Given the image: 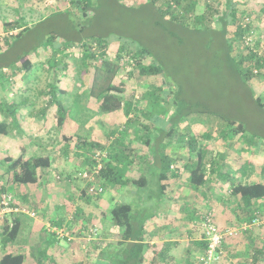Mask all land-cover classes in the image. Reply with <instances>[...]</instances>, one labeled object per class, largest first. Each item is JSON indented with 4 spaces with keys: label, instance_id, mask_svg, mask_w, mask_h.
<instances>
[{
    "label": "rangeland",
    "instance_id": "1",
    "mask_svg": "<svg viewBox=\"0 0 264 264\" xmlns=\"http://www.w3.org/2000/svg\"><path fill=\"white\" fill-rule=\"evenodd\" d=\"M200 1L198 13L205 11V2L214 3L221 12L226 0L217 3L215 0ZM91 6L92 9L86 13L74 8L71 0H0V124L7 125V133L0 134V182L20 201V205L37 210L39 215H63L69 218L73 211L74 223L85 222L84 229L79 232L65 225L74 238L72 241L60 238V243L67 248L75 245L76 250L72 252L76 257L65 252L63 257H59V254L55 255V249H51L56 256L53 261L57 264H62L64 260L68 261L66 264L96 262L97 234L100 231L108 232V223L106 227L103 226L100 218H109L113 230L122 232V228L115 225L108 214L117 201L131 203L137 209L141 204L146 205L145 210L138 212L142 219L155 212V219L163 217L174 225L184 223L185 230L192 229V238H199L207 213H212L215 220V214L223 212V205H229L231 200L236 202L237 197L230 193L234 183H264V107L251 100L249 92L252 89L255 95H261L264 100V69L260 71L261 76H254L246 85L234 70L220 27L206 28L203 33L194 31L196 28L173 27L148 0H91ZM239 7L246 11L244 19L249 18L247 22L251 24L253 38L250 43L254 40L257 49H264V0H242ZM244 19L241 22H245ZM10 21L17 24L7 31L5 24ZM50 37L53 46L65 44L69 47V53L70 50L74 52L66 61V67L60 63L51 68L50 61H47L51 55L47 49L50 48L47 44ZM99 38L112 41L107 47L110 59L119 57L121 43L126 42L134 47L147 46L154 59L163 63L164 72L157 75H141L133 67L130 68L131 73L127 74L129 66L125 65L126 70L118 78L128 77L131 100L150 84H165L167 77L176 89H183L182 98L186 102H200L210 111L198 113L195 108L190 114L184 111L174 115L172 109L164 111L163 117L159 112L153 118L160 129L155 128L151 134L154 137L150 146H146L141 138H134V131L138 128L131 124L126 141L129 140L133 147L140 146L136 154L145 160L143 169L149 178L147 186L144 189L133 185L108 187L101 195H84L86 184L81 174L85 166L70 154L69 150H73L75 143H67L64 135L80 134L105 142L111 139L109 132L112 129L130 124L124 111L116 117L100 113L97 100L89 94L95 65L83 63L78 47L82 42L99 44ZM122 55L125 63L130 62L126 52ZM26 58L32 60L28 70L21 69ZM146 61L152 62V59L149 57ZM56 82L60 88L56 100H62L65 106L72 108L68 109L66 128L57 126L59 106L56 100L49 102L50 95L45 93L50 84ZM9 109L15 110V116L10 114ZM42 110L45 114L40 113ZM32 111L37 114H32ZM27 112L30 114H25ZM46 118L50 120L46 121ZM71 119L75 120L73 124ZM230 119H236L238 123L230 125L227 122ZM39 122L43 127L39 126ZM239 123L242 130L238 127ZM171 124L175 126L174 131L168 133ZM188 138L195 148L204 143L216 159V172L212 173L211 170L214 165L208 167V177L215 184V189L211 191L209 185L197 189L189 182L190 172L184 160L188 156L195 158L196 154H190V148L185 145ZM22 147H26L31 156L45 154L54 159V167L41 170L37 184L20 185L11 181L10 159H14ZM156 156L170 157L172 164L180 171V177L174 182L178 190L169 192L167 197L160 196L159 174L163 165L161 162L154 163ZM132 171L137 177L141 176L142 171L133 168ZM168 182L173 183L172 180ZM205 192L207 197L204 196ZM213 196L219 198L216 207L209 202ZM26 197L29 200L24 199ZM58 204H61L60 208H56ZM197 209L202 214L198 215ZM194 216L197 222L192 220ZM12 217L8 216L9 219ZM215 222L220 227L217 220ZM96 228V234L90 231ZM40 231L43 236L49 234L46 224ZM112 238L115 239V236ZM28 240L27 230L24 229L12 250L21 252L18 250L24 247V253L27 255L30 251L32 254L29 256L33 257L38 249H32L35 242ZM34 240L39 244L38 236ZM15 245L20 248L15 249ZM48 249L44 247V250ZM184 253L190 261H198L197 253L188 255L187 249L175 254V260L187 262L186 258L180 259ZM28 259L26 264L29 263ZM42 261L46 264V260ZM104 264H109L108 260Z\"/></svg>",
    "mask_w": 264,
    "mask_h": 264
},
{
    "label": "trees",
    "instance_id": "2",
    "mask_svg": "<svg viewBox=\"0 0 264 264\" xmlns=\"http://www.w3.org/2000/svg\"><path fill=\"white\" fill-rule=\"evenodd\" d=\"M219 1L215 0L216 3ZM71 2L74 8H80L86 13L92 9L91 0H71ZM148 3L154 7L161 17L166 18L173 27L188 30L196 28L194 31H202V33L206 28H212V26L220 27L229 51V57L234 64V70L241 77L243 83L247 85L254 76L262 75L260 71L264 69V49H257L254 40L250 43V40L253 38L252 28L251 24L244 19L246 11L239 7V4H242V0H226L221 12L214 3L205 2V11L203 13H198L197 11L201 3L200 0H148ZM242 19L246 23L244 21L241 22ZM16 24V21L7 22L5 24L7 31L13 29ZM51 40V37L47 40V44L50 46L47 49H49V54H51L47 61H50L51 68L57 67L60 63L66 67V61H68V58L74 52L70 50L69 53V47L65 44L53 46ZM111 42L108 39L103 40V38H99V44L96 43L97 48L95 50L92 43L86 42H82L78 48L81 49L83 63L95 65L92 83L88 91L90 96L97 100L100 113L116 117L124 111L128 115L127 122H130V124L122 128L112 129L109 134L111 139L109 138L110 140L105 142L80 134L64 135V138L67 143H75L73 150H69V152L84 164L85 168L83 171L92 170L97 165L98 158L96 155L99 151L106 152L107 155L102 159L103 168L100 171V182L105 188L127 186L131 183L138 188L144 189L149 182V178L143 169L145 160L141 158L142 156L136 154L140 150V146L133 147L129 140L126 141L129 137L128 130L131 124L138 128L134 131V138H141V141L146 146H150L154 137L151 134L154 130L160 129L156 127L157 121L153 118L159 112H161V116L163 117L167 110L170 111L172 109H174V115L175 113H182L184 111L190 114L195 108L198 110V113H208L210 110L200 102H186L182 98L183 89L181 87L176 89L167 77L165 84H150L147 89L139 93L137 98L131 100L132 95L130 94L131 89L128 77L118 78V75L126 70L125 65L129 66L127 74L131 73L130 68L133 67L141 75H157L164 72L163 63L154 59L151 49L147 46L134 47L126 42L121 43L119 57L116 60L110 59L107 54V47ZM241 48L243 49L241 50ZM123 52L127 53L131 59L130 62H124L126 59L122 55ZM149 57L152 59V62L146 61ZM23 61L24 67L21 69H30L32 60L26 58ZM255 70L258 71L256 72ZM56 79L59 84L58 77ZM57 82L50 84L48 92H45L47 95H50L49 102L51 103L52 101L55 102L60 91ZM249 92L250 99L256 102L258 106L264 107V100L261 95H255L252 89ZM56 102L59 106L57 126L66 128L65 125L68 124L67 120L69 116L68 109L72 108L65 106L62 100H56ZM9 112L12 116L16 114L15 110L9 109ZM41 113L45 114V111L42 110ZM74 121V119H71V124ZM170 121L174 123L172 119ZM227 122L230 125L238 123L236 119H230ZM6 126L0 124V134L7 133ZM174 127V125L170 126L168 133L174 131ZM238 127L242 130L241 123H239ZM186 141L185 145H188L190 148V154H196L195 158L188 156L187 160H184V165L190 172L189 182L197 189L205 187L211 181L208 177V167L214 165L211 170L212 173L216 172V159L213 158L210 149L204 143L195 148L189 138ZM160 162L163 165V170L159 174L161 181L160 196L167 197L169 192H176L178 190L176 183L168 182L174 177L176 170L172 168L170 157L156 156L154 163L160 164ZM51 165L52 157L50 155H34L29 158L21 155L18 158L10 159L9 170L12 172L11 181L14 184L20 185L37 184L40 182L41 170L49 168ZM132 168L142 171L143 174L141 173V176L137 177ZM232 186V195L239 197L240 204L250 211H253L252 207L256 201L264 198L263 182H239L234 183ZM4 191L8 192L6 187L2 190V192ZM83 193L84 195H88L86 190ZM204 196L207 197L208 194L205 192ZM17 202L20 203L19 200ZM145 209L146 205L141 204L137 209L131 203L123 201H117L110 208L108 214L113 223L123 228V231L113 234L116 240L114 239L115 241L106 243L105 248L101 250V258L108 260L109 264L145 263L144 254L150 247V243H146L145 226L149 219L155 217V212H152L148 218L142 219L138 212ZM21 219L19 215L14 214L11 219L7 217L4 220L2 231H0V252H2L0 264H26V254L12 250L21 232ZM195 219L196 216L192 218V220ZM203 242L206 251L208 243L204 239ZM40 254L45 255V253ZM77 264L83 263L77 262ZM201 264H203V260Z\"/></svg>",
    "mask_w": 264,
    "mask_h": 264
},
{
    "label": "crops",
    "instance_id": "3",
    "mask_svg": "<svg viewBox=\"0 0 264 264\" xmlns=\"http://www.w3.org/2000/svg\"><path fill=\"white\" fill-rule=\"evenodd\" d=\"M25 114H30V113L27 112ZM32 114L35 115L37 113L32 111ZM48 120H50V118H46V121ZM39 124H38L39 126L43 127L42 123L39 122ZM28 126L30 127L29 124ZM35 136L36 135L33 136L34 139H35ZM26 150H27L26 147L19 148V151L17 152V155L15 158H18L21 155H23V157L25 158L32 157L31 156L32 154L31 155L28 154ZM52 167H54V164H52L51 167L49 168H52ZM172 168L176 169L173 164H172ZM175 172L178 175V177H180L179 176L180 171L176 169ZM176 174H174V177L171 179L173 183L178 178ZM210 184H212L211 181L207 184V186L209 185L208 189L211 191L212 189H215L214 188L215 184H212V185ZM128 185L132 186L133 184L130 183ZM117 187H121V186H117ZM231 189H230V193H232ZM75 193H77L76 189H75ZM32 198H30V200H32ZM24 199L29 200L28 197ZM218 199L219 198H217V196H213L209 199V202H212L213 205H215L216 207ZM240 203H241L240 199L239 197H237L236 202L231 200L229 205L228 204L223 205V208H222L223 212H221L222 214L221 213H219L218 215L215 214L216 216L215 221L217 220L218 224L220 225V228L228 229L229 232L232 231V234H227L224 237L223 245H222L223 251H224V258L218 264H264V198L254 203L252 207L253 211H250L244 208V206ZM60 206L61 204L60 205L58 204L56 208L58 207L60 208ZM229 206H231L232 208H230ZM48 209H50V207H48ZM198 210L199 209H197L196 211H197V214L199 215V213L201 212ZM102 212H103V215H105V212L103 211V209H102ZM71 213L69 215V218L67 217L64 218L63 215H56L54 217H46V216L44 217V215H39L38 219H32V220L28 216L19 215L22 218L21 219L22 226H21L20 231L24 229L27 230L28 239H29L28 242H35V245H32L31 248L36 247L38 249L37 253L31 258L29 256L31 252L27 250L29 251V254H27L29 257L28 264H39V263L43 264L42 259L46 260L45 262L46 264H57L56 262L53 261V259H55L56 257L51 252L53 249H55L56 251L55 255L59 254V257H63L62 254L64 252L66 255H71V256L76 257V255H74L72 252L73 250H76L74 247L75 245L72 248H67L68 246L63 247L60 243V240H61L60 238L56 237L55 235L47 234V233H45L43 236L42 232L40 231V228H42L47 223L48 218L50 220L49 223H52L55 226L67 225L70 228H73V229L76 228L78 232L79 230L81 231L82 229H84L85 225L83 224L85 222L81 220L78 223H74L76 220H73L74 217L71 216ZM154 219L155 217L152 219H149L145 226L146 243H150V247L146 250L144 254L145 256L144 264H198V263L201 264L204 254H205V245L203 242L204 234H203L202 227H201L200 237L196 238L193 236L192 238V235L190 234V231L192 229L189 230L188 228L187 230H185L184 223L180 225H174L173 223H168V221H166V219L163 217L162 218L158 217L155 220ZM199 219L200 221H202L201 217H199ZM99 222H101L103 226L105 227L107 226L106 223H108V226H107L108 232L103 231L104 233H101L100 231V233L98 232L97 234L98 235L97 236L98 252L96 256V262L94 264H104L105 259L100 257L101 250L105 248L106 243L111 242V240L114 239L112 238L113 234L117 233L115 230H113V227L110 223L109 218L107 220L106 217L103 216L102 219L100 218ZM122 231H123V228H122ZM184 232H186V236L184 235ZM176 234H178V237L176 236ZM36 236H38L39 244L36 243L38 241L34 240V237ZM254 242L256 243V245H254ZM189 243L192 245H190ZM186 246H189V247L187 248ZM44 247L49 248V249L46 251L44 250ZM18 248H20L19 245L17 246L15 245V249L18 250ZM27 248H29V246ZM65 249L66 251H64ZM184 249L188 250V255H192L191 252H196L197 253L196 257H199L198 261L196 262L195 259L190 261L188 259V256L186 257L185 253L182 255L180 254L178 255L181 256L180 258L181 260L186 258L187 262L183 263V261L182 262L176 261L175 254L179 253L180 251L184 252ZM18 251L25 252L26 249L23 247L22 250H18ZM38 251L40 253H45V255L44 254L41 255ZM67 262L68 261L64 260L62 261V264H66ZM73 263L77 264V262H73Z\"/></svg>",
    "mask_w": 264,
    "mask_h": 264
},
{
    "label": "built area",
    "instance_id": "4",
    "mask_svg": "<svg viewBox=\"0 0 264 264\" xmlns=\"http://www.w3.org/2000/svg\"><path fill=\"white\" fill-rule=\"evenodd\" d=\"M249 18L246 19V22ZM250 40V39H248ZM93 49L97 48V44H92ZM106 152L99 151L96 155L98 163L92 170H85L82 172L81 177L84 180L86 193L88 195H101L105 192V187L100 182V171L103 168L102 159L106 156ZM4 183L0 182V231L4 220L10 215H25L33 219H38L39 213L35 209L22 206L17 202V199L9 192H2ZM72 216V215H71ZM65 225L55 226L51 223H46V229L49 234L55 235L58 238H64L67 241H72L74 236L70 230L65 228ZM204 240L207 241L208 247L203 257V264H218L222 261L224 251L222 243L227 234H232L229 230L223 231L215 222L213 214L207 213L202 222ZM96 234V229H91Z\"/></svg>",
    "mask_w": 264,
    "mask_h": 264
}]
</instances>
